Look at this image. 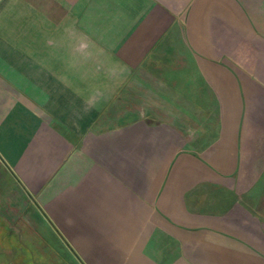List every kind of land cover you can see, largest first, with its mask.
<instances>
[{
	"label": "crops",
	"instance_id": "1",
	"mask_svg": "<svg viewBox=\"0 0 264 264\" xmlns=\"http://www.w3.org/2000/svg\"><path fill=\"white\" fill-rule=\"evenodd\" d=\"M0 161L27 264H264V0H0Z\"/></svg>",
	"mask_w": 264,
	"mask_h": 264
},
{
	"label": "rangeland",
	"instance_id": "2",
	"mask_svg": "<svg viewBox=\"0 0 264 264\" xmlns=\"http://www.w3.org/2000/svg\"><path fill=\"white\" fill-rule=\"evenodd\" d=\"M27 201L21 187L13 181L0 161V264H10L12 261L13 264H22L21 261L27 264L37 253L32 247H26L24 251L18 247L42 239L41 234L30 232L23 221ZM48 237L45 235L47 240L50 239Z\"/></svg>",
	"mask_w": 264,
	"mask_h": 264
}]
</instances>
